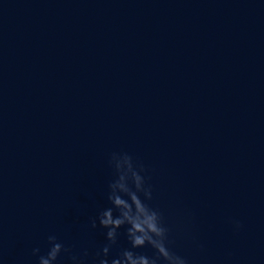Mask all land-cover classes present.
I'll use <instances>...</instances> for the list:
<instances>
[{"label":"water","instance_id":"water-1","mask_svg":"<svg viewBox=\"0 0 264 264\" xmlns=\"http://www.w3.org/2000/svg\"><path fill=\"white\" fill-rule=\"evenodd\" d=\"M113 152L189 264H264V0H0V264H93Z\"/></svg>","mask_w":264,"mask_h":264},{"label":"clouds","instance_id":"clouds-1","mask_svg":"<svg viewBox=\"0 0 264 264\" xmlns=\"http://www.w3.org/2000/svg\"><path fill=\"white\" fill-rule=\"evenodd\" d=\"M108 164L113 171V179L107 185L109 206L101 208L89 220L91 230L98 226L104 230L107 242L96 252L93 264H189L186 257L172 250L171 229L161 211L151 206L154 190L144 165L127 152L111 153ZM242 227L240 222H234L235 230ZM122 228L126 230L130 247L109 260ZM47 245L44 255L39 248L32 250V255L38 258L37 264H57L62 253L70 257L72 264H86L87 250L74 255L54 234L47 237ZM145 247L154 254L148 256L137 251Z\"/></svg>","mask_w":264,"mask_h":264}]
</instances>
